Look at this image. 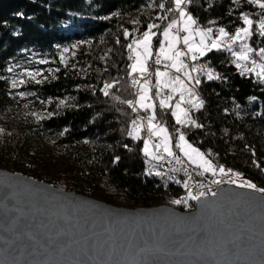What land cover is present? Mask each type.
Here are the masks:
<instances>
[{
    "label": "trees",
    "instance_id": "obj_1",
    "mask_svg": "<svg viewBox=\"0 0 264 264\" xmlns=\"http://www.w3.org/2000/svg\"><path fill=\"white\" fill-rule=\"evenodd\" d=\"M161 3L166 9L174 5L173 0H0V77H5L0 79V119L8 108L23 109L25 102L15 96L17 90L9 94L7 78L12 74L7 68L16 65L17 72L42 71L48 77L42 84L30 82L18 90L37 93V97L27 98L29 110L54 115L32 122L31 126L52 136L75 163L87 169L95 186L107 193L98 195L100 200L114 205L125 202L127 207L170 205L190 211L192 201L188 206L171 203L184 193L182 188L146 174L142 139L134 140L128 135L137 114L121 102L135 100L128 76L131 61L127 45L146 30L148 23L161 24L162 29L177 15L161 10ZM186 10L200 27H211L214 32L224 27L234 33L243 26V13L254 21L260 17V9L247 0H240L239 4L234 0H191ZM165 15L167 20L156 19ZM125 29L133 34L127 39ZM153 43L156 48L158 39ZM248 43L258 50L264 47V38L256 33ZM64 48L69 49L63 53L67 66L60 63ZM40 59L48 63H37ZM199 61L220 78L209 81L201 74L199 97L204 105L198 111L193 109L190 115L202 127L181 130L214 165L238 172L244 180L264 188V83L254 74L242 76L227 51L214 50ZM56 69L59 71H53ZM106 82H115L107 97L101 91ZM49 98L52 104H40V100ZM61 99L66 103L58 106ZM157 113L169 131L175 132L179 126L171 113L159 109ZM3 129L1 156L19 163H24L25 158L34 168L27 172L28 176L57 182L60 176L33 164L27 138L16 125ZM11 170L21 171L20 167ZM66 182L68 189L75 188L72 180ZM75 191L94 194L92 190Z\"/></svg>",
    "mask_w": 264,
    "mask_h": 264
},
{
    "label": "water",
    "instance_id": "obj_2",
    "mask_svg": "<svg viewBox=\"0 0 264 264\" xmlns=\"http://www.w3.org/2000/svg\"><path fill=\"white\" fill-rule=\"evenodd\" d=\"M125 207L0 168V264H264V197Z\"/></svg>",
    "mask_w": 264,
    "mask_h": 264
},
{
    "label": "snow or ice",
    "instance_id": "obj_3",
    "mask_svg": "<svg viewBox=\"0 0 264 264\" xmlns=\"http://www.w3.org/2000/svg\"><path fill=\"white\" fill-rule=\"evenodd\" d=\"M190 2L191 0H173L174 8L172 9H166L164 3L159 4L161 10L174 12L177 14L176 17L172 18L162 29L161 24L148 23L146 30L138 37H134L127 45L128 60L131 61L128 66V76L131 87L136 90L134 93L136 99L121 102L127 103L132 112L137 114L131 122L128 135L134 140L143 139V153L147 157V162L151 164L148 174H152L157 165L162 166L163 163H167L172 165L169 169L171 172L183 170L191 179V171L189 170V166H191V170L195 171L197 176L209 174L212 177L209 184H215L219 187L221 181L216 179L219 174L228 177V182L235 187L258 193L264 197V188H259L248 180L238 182L240 173L225 169L223 166L214 165L203 151L189 142L185 132L181 130L185 127H202L190 113L193 109L200 110L204 105V101L195 90V86L201 83V74L205 75L209 81L220 78L207 65L196 63L210 52L214 50L227 51L233 57V63L242 76L254 74L259 82L264 83V47L257 50L248 43L256 33L264 38V0H247L248 4L260 9L259 20L254 21L248 13H243L240 17L243 26L238 27L234 33H229L224 27L217 28L215 32L211 27H200L197 20L186 10ZM234 2L239 4L240 0H234ZM156 19L163 21L167 20L168 17L166 15L158 16ZM134 23L138 24L139 21ZM132 35L127 29L124 30L125 39ZM157 39L158 47L154 51L153 42ZM68 51V48L61 50L60 63L65 64V66H67V61L63 53ZM37 63L47 64L48 61L40 59ZM153 64L155 65L154 70ZM16 69V65L7 68V72L12 74L7 78L10 86L9 94H11V90H17L15 96L25 101L23 107L28 109L30 104L27 102V98L37 97V93L19 91V86L30 82L39 85L48 77H45L43 72L39 70L17 72ZM53 71H59V69ZM0 79H5V77H0ZM114 86L115 82H106L101 91L107 97L111 94L110 90ZM177 96L179 97L178 100L176 99ZM174 100L175 103L173 104ZM39 102L42 105H47L52 104L53 100L49 98ZM65 103L66 100L61 99L58 106ZM157 109L161 112L171 111V116L176 125L179 126L175 132L169 131L166 123L158 117ZM140 112L145 115H139ZM28 114L34 117L37 123L54 115L53 112L35 111ZM64 131L68 130L65 129ZM145 131L147 135L143 137L141 133ZM3 133L4 129L0 128V134ZM207 155L210 156L211 153ZM253 155H255L254 151ZM152 161L156 163H151ZM253 163L258 168L260 167L256 161ZM155 174L163 176L165 173L156 171ZM183 186L187 189V195L181 199L172 200V204L188 206L189 201L203 203L209 195L212 197L218 195L217 191H213L203 183L195 185L197 188L195 192L191 190L188 181H184ZM206 188L207 191H205Z\"/></svg>",
    "mask_w": 264,
    "mask_h": 264
},
{
    "label": "rangeland",
    "instance_id": "obj_4",
    "mask_svg": "<svg viewBox=\"0 0 264 264\" xmlns=\"http://www.w3.org/2000/svg\"><path fill=\"white\" fill-rule=\"evenodd\" d=\"M154 51H155V48H154ZM152 67L154 70L155 65L153 64ZM154 82L155 80L153 77V83ZM176 99L178 100L179 97L177 96ZM174 103H175V100L173 101V104ZM168 111L171 113L170 110ZM30 112L32 111L29 109H25V108L23 109L8 108L2 114V117L0 119V128L3 129L7 125L14 124L22 131V133L25 134V137L27 138L28 144L30 145V148H31L30 154L33 160V164H35L39 168L45 169L47 172L53 175H58V177L60 176L59 179H57V182H54L51 184L59 187L60 189L68 190L74 193L83 194V195L90 196L96 199H99L98 195L106 196L107 195L106 191L101 187L95 186V184L92 182V178L87 174V169H84L80 167L77 163H75L74 160L71 158V156L68 154V152L56 144L52 136L45 135L41 132H37L34 128H32L31 123L36 122V121L34 117L28 114ZM172 119L175 123V120L173 117ZM141 135L143 137H146V135H143V133H141ZM141 152L144 155L143 139H142ZM22 160L24 161V163L14 162L0 155V168L6 169L11 172H20L25 175H27V172L28 173L33 172L34 168L31 166V162L25 158H22ZM146 161H147V157H146ZM13 167H20L21 171L11 170ZM219 176L220 175L218 174L217 177ZM68 179L72 180V182L76 184L75 188H69V189L67 188L66 180ZM233 179H235V177H233ZM228 180H229L228 177L227 179L223 178L222 182H224L226 185H232L235 187V185L230 184ZM243 181L244 179L240 176L238 182H243ZM78 189H83L86 191L92 190L94 191V194H91V193L85 194V193L76 192L75 190H78ZM185 193L186 191L184 190V193H182L179 199H181L182 197H185L187 195ZM118 206L127 207L125 202H123L122 204ZM191 208L192 209L194 208V204L191 205Z\"/></svg>",
    "mask_w": 264,
    "mask_h": 264
},
{
    "label": "built area",
    "instance_id": "obj_5",
    "mask_svg": "<svg viewBox=\"0 0 264 264\" xmlns=\"http://www.w3.org/2000/svg\"><path fill=\"white\" fill-rule=\"evenodd\" d=\"M172 7L174 8L173 4H172ZM151 63L152 62H150V64ZM189 63H191V61H189ZM196 63L197 64H203L199 60ZM193 75H196V74L193 73ZM195 90L198 92V94L200 96L199 85L195 86ZM139 115H145V114L143 112H140ZM142 133H143V135H147L146 131L142 132ZM141 154H142V152H141ZM142 158L144 161L145 172L148 176L154 177L162 183H171L173 185H177L186 191L185 194H187V189H185L183 186L184 181H188L189 185L191 186V190L193 192L197 191V188L195 187V185H197L199 183H203V184L207 185V187L211 188L213 191H218L221 187L226 185L224 182H222L223 178L227 179L226 176L220 175L219 177H216V179H220V181H221L220 186L218 187L215 184H209V180L212 179V177L209 174H205L203 176H197L195 174V171L191 170V166H189V170L191 171V179H189V176L186 175L183 170L177 171L175 173L171 172L169 169L172 167V165H169L167 163H163L162 166L157 165L156 169H154L152 171V174H148L151 164L146 161V157L143 154H142ZM151 163H156V162L152 161ZM156 171H160V172L165 173V174L163 176H158L155 174ZM169 177H172V178L170 179ZM205 191H207V188L205 189ZM209 196H211V195H209ZM192 202L194 204V201H192Z\"/></svg>",
    "mask_w": 264,
    "mask_h": 264
},
{
    "label": "bare ground",
    "instance_id": "obj_6",
    "mask_svg": "<svg viewBox=\"0 0 264 264\" xmlns=\"http://www.w3.org/2000/svg\"><path fill=\"white\" fill-rule=\"evenodd\" d=\"M165 184H168V183H165Z\"/></svg>",
    "mask_w": 264,
    "mask_h": 264
}]
</instances>
